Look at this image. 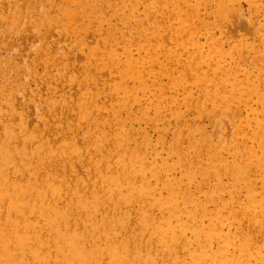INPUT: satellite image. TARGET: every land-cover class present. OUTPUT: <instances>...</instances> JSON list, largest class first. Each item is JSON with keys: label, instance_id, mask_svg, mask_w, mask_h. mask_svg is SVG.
<instances>
[{"label": "bare ground", "instance_id": "bare-ground-1", "mask_svg": "<svg viewBox=\"0 0 264 264\" xmlns=\"http://www.w3.org/2000/svg\"><path fill=\"white\" fill-rule=\"evenodd\" d=\"M20 1H1L16 8L8 18L7 33L19 32L24 37L31 27V18L24 16L37 5L41 14L34 25L44 24L45 28L44 32L36 29V35L46 37L59 30V37H71L78 47L70 46L61 53L62 67L68 65L72 52L78 62L70 76V71L63 74L67 79L64 83L69 82L73 91L65 111H75L78 121L54 124L52 111L65 103L56 95L47 100L26 99L30 103L27 111L25 101H16L26 84L15 79L4 84L8 70H0V264H264V256L252 251L251 235L239 243L230 236L216 252L200 243L212 227L204 225V204L191 192L198 177L188 165L195 159L203 166L201 147L193 143L186 161L171 165L148 162L158 159V154L152 151L147 134L145 142L135 139L136 130L131 125L136 120L132 113L136 108L140 119L150 118L151 113L157 119L166 111L184 124L185 116L173 111V106L183 103L190 110L209 106L208 119L218 117L215 122L223 129L228 123L225 116L235 120L233 105L242 107L241 96L254 92L264 116V93L249 78L242 80L238 75L241 65L237 56L243 58L244 46L230 39L238 35L236 31L254 36V28L237 20L232 31L223 30L225 34L215 42L217 50L222 51V41L228 40L234 53L218 54L215 47L206 48L195 38H188L193 20L201 17L199 8L188 3L192 0H175L168 15L163 13L162 0ZM218 1L222 5L226 0ZM140 7L144 9L143 20ZM224 11L225 17L233 13L228 7ZM158 14L163 17L157 18ZM174 16L178 26L171 25ZM114 20L116 24L103 29L104 23ZM94 24L98 25L95 29ZM121 30L126 31L124 43ZM83 33L87 41L96 44L84 47ZM226 57L232 59L231 66L216 61ZM48 62L54 64L55 59ZM182 62L184 66H180ZM16 67L15 63L11 66ZM29 74L37 79L33 69ZM155 88L158 93L153 92ZM104 89L109 95L101 101ZM169 90L181 92L182 98L171 97ZM241 91L246 94L241 95ZM236 98L239 101L234 102ZM9 109L12 113L7 112ZM2 113L8 114L9 122L1 118ZM126 113L129 116L123 117ZM33 115L45 125L35 128L30 118ZM254 121V129L248 124L250 120L244 122L258 149L239 147L240 126L232 125L235 132L220 129L222 144L203 146L209 157L200 181H206L215 168L227 176L238 170L233 177L239 181L240 174L255 168L254 160L264 163V117ZM75 125L82 131L85 144L74 143L75 137L62 147L53 142L57 139H52V132L60 136L67 126ZM232 145L239 155L229 162L222 154ZM215 159L218 165L213 164ZM176 166L186 173L183 178L190 184L188 190L182 188L181 180L172 182L171 172ZM112 169L115 172L111 173ZM221 174H217L219 182ZM190 202L193 207L187 211L184 206ZM154 209L161 217L154 216ZM246 215L258 225L256 216L250 212ZM198 219V224L192 225ZM213 230L221 235L217 228ZM188 232H193L192 242L198 244V251L193 254L187 249L192 260L186 263L178 256L186 250Z\"/></svg>", "mask_w": 264, "mask_h": 264}, {"label": "rangeland", "instance_id": "rangeland-1", "mask_svg": "<svg viewBox=\"0 0 264 264\" xmlns=\"http://www.w3.org/2000/svg\"><path fill=\"white\" fill-rule=\"evenodd\" d=\"M1 1L2 0H0V70H8L7 77L5 81L2 80V82L8 84L15 79L22 80L26 84V90L18 93L16 97L17 102L19 100L26 102V109L29 108L30 104L26 99L47 100L54 95L61 97L59 99H64L65 103L60 104L52 111V120L55 125L62 126L67 120L70 123L76 120L78 121V114L75 111L69 113L65 111L66 104L70 105L72 102L71 96L73 91L71 90V84L69 82L64 83V80L67 79L65 78L66 76L63 75L70 71L68 73V76H70V73L78 66L75 52L68 54V65L66 67H62L61 65L63 57L61 54L62 49L70 48V46L77 49V45L76 47L73 45V39L71 37L68 39L59 37V30H56L55 33L47 35L46 37H43V35L37 36L35 30L37 29L44 32L45 28L44 24L38 27L34 25L40 20L39 15L41 14L37 5L33 6V10H28L24 16V18H31L29 23L31 27L25 30L26 33L24 37H22L19 32L14 33L10 31L7 33L5 30L9 26L8 18L16 8L12 5L13 3L8 7L2 4ZM8 1L12 2L13 0ZM174 1L175 0H162L161 4H164V14L168 15V13H172ZM20 2L23 3L24 0ZM188 3L197 6L200 10L199 15L201 14V17H197L193 20L194 22L191 24L192 27L188 31V38H195L200 45L202 44L206 48L209 46L215 47L216 51H218V45H216L215 42L225 34L223 30L232 31L233 26L237 25V20L249 24L254 28V36L250 33L246 34L247 32L240 33L236 31L234 33H238V35L230 39L244 46L242 53L245 55L243 58L241 59L240 55L237 56V60L240 61L241 65L239 68L241 72L238 73L239 78L242 80L249 78L254 85H257L259 90L264 93V83L261 84V81H264L262 80L264 77V0H226L222 5L218 0H192V2ZM225 7L232 10L233 13L231 16H224L226 15V11H224V14L222 11L225 10ZM138 10L141 16L140 19L143 20L145 15L143 7H140ZM156 16L157 18L163 17V15L160 14ZM177 19V16L171 18L172 26H178ZM211 22L212 24L210 25ZM116 23L117 21L114 20L111 21L110 24L104 23L102 27L107 30L111 24ZM231 23L232 25H230ZM216 24H219V27H215ZM97 26V24H94L92 27L95 29ZM133 26L136 27L134 23ZM121 31V35L123 36L121 41L124 43L127 40L126 31ZM82 36L84 37L85 34L83 33ZM120 39L121 36L118 35V40ZM84 40V47L86 48L96 44L93 40L87 41L85 37ZM222 42L223 50L221 51L220 49L218 54L228 51L234 53V49L229 44L228 40ZM47 49L49 51H47ZM49 52L53 53V55H48ZM134 53L137 54V51H134ZM19 54H21V56H19ZM9 59H12V61ZM53 59H55L54 64L48 62ZM216 61L220 62L219 65L223 64L226 66H231L232 64L230 63L233 62L232 59L228 57L222 58L221 60L217 59ZM14 63L17 67L11 68ZM184 63L185 62H182L180 66H184ZM30 69L35 71L37 79L31 77L32 74H29ZM163 82L166 83L167 79H164ZM171 91L172 92H170V90L168 91L171 97L178 96L182 98L180 95L181 92L177 94L173 90ZM153 92L158 93L157 88H155ZM244 94H246V92L244 93L241 91V95ZM108 95L109 93L104 89L100 93V100L105 101ZM240 100L242 101V107L237 103L233 105V111L236 113L235 120H229V117L225 116L226 119L224 118V122L228 123L223 129L235 132L233 130L236 129L232 128V125L240 126L238 129H240L241 132L237 135L240 140L238 142L239 147L242 148L245 145V148L255 147L258 149L254 140L249 138L248 132L249 125L253 129L256 127L254 119H257V117H264L261 105L255 92L251 96H241ZM236 101H239V99L236 98L234 102ZM9 111L10 109L7 110V112ZM173 111L182 113L186 118V122L180 124L171 112L166 111L163 115L161 114L158 116L157 119H154L155 116L153 113L150 114V118L140 119L137 108L132 112L134 118H136L131 124L132 128L136 130L135 139L145 142L147 134L152 143V151L158 154V159L150 158L148 162L158 163L165 161L167 164L171 165L179 160L186 161L188 155L191 154V146L193 143L201 147L200 150L204 152L201 156L203 166L197 165L195 159L188 165L193 172H196L198 177V180L191 186V192L198 202L204 204L206 211V214L202 217L204 225L212 227L211 230L208 229L207 232L203 234L200 243L202 245H209L213 251L216 252L222 249L230 236L232 237L230 240L234 239L239 243L241 240L245 241L248 239L247 237L251 235L250 245L252 246V251H256L257 253L260 252L261 256H264V163L261 164L259 160H254L252 164L255 168L249 174H240L241 177L237 178L239 181L233 177L238 170H232L227 176L220 172L222 171L220 168L212 170V173L207 176L206 181H200V174L206 163H208L209 157L207 149L203 146L221 145L222 134L219 133L223 129L215 122L218 117L215 120L208 119L211 108L207 105H201L190 110L187 105L182 103L181 106H173ZM218 112L222 114L220 110ZM9 113H12V111ZM126 116H129V114L126 113L123 117ZM8 117V114L5 116L2 113L1 118H5V120L9 122ZM30 118L35 128L41 127L45 125L44 122H46L47 114L44 115V122L42 123L36 115ZM243 120H250L248 123L249 125L245 124ZM57 134L56 131L52 132V139L55 137L57 141L53 142L57 143L60 147L67 142L73 141V137L76 138V140L73 141L74 143L78 142L81 146L85 144L81 135L82 131H80L76 125L72 127L67 126L63 135L56 136ZM235 154L236 152H234L232 145L226 148L222 157L224 160L233 162V159L239 155V152L237 155ZM151 157H154V155ZM218 163L219 161L216 159L213 161L214 165H218ZM175 168L176 169H173L171 172V178H173L172 182H179L181 180L182 182H180V184L182 188L188 190L190 184L188 180L183 178V175L186 173H182V169L178 166ZM112 172H115V169H112L111 173ZM217 174H221V182L216 180L218 179ZM151 179L155 181L154 178L151 177ZM158 188L159 192H162L164 195L166 194L160 189V186H158ZM192 207L193 205L190 202L184 206V209L189 211ZM247 212L256 216L259 222L258 225L253 222L250 215L247 217ZM152 213L154 216L161 217L159 210L154 209ZM197 221H199V219L193 221L192 225L198 224ZM214 228H217L221 232V235H218L213 230ZM133 231L137 230L133 229ZM137 232L135 233L136 235ZM192 235H194L193 232H188L187 241L185 243L186 250H183L181 255L178 256L186 263L192 260V257L188 255L187 249L193 254L198 251V244L192 242ZM140 241L143 242L141 239ZM181 246H183V244H181ZM257 261L260 262L259 260ZM163 264H166V262ZM243 264H248V262H244Z\"/></svg>", "mask_w": 264, "mask_h": 264}]
</instances>
